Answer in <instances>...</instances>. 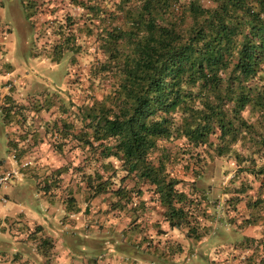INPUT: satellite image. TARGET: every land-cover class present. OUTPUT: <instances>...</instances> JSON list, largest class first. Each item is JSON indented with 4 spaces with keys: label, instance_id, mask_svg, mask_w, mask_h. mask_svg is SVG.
I'll return each instance as SVG.
<instances>
[{
    "label": "trees",
    "instance_id": "obj_1",
    "mask_svg": "<svg viewBox=\"0 0 264 264\" xmlns=\"http://www.w3.org/2000/svg\"><path fill=\"white\" fill-rule=\"evenodd\" d=\"M26 1L34 26L33 17L46 13L35 2L52 0ZM70 4L80 13L66 21L81 34L85 28L95 54L88 74L95 82H88L86 96L59 98L48 121L44 113L53 105L47 98L18 104L7 96L2 106L3 121L15 118L21 142L32 140L24 128L32 113L36 121L45 118L50 139L44 141L63 158L76 159L52 171L43 189L63 195L67 213L77 212L79 193L87 200L108 196L113 211L137 208L141 216L155 202L170 228H185L200 240L203 222H212L206 181L223 164L220 180L231 175L223 191L227 213L242 208L245 214L240 224L235 216L231 223L241 228L264 221V0ZM45 23L36 32L37 55L45 34L51 61L82 51L78 36L56 15ZM39 241L46 255L50 243ZM241 244L263 251L264 236Z\"/></svg>",
    "mask_w": 264,
    "mask_h": 264
},
{
    "label": "crops",
    "instance_id": "obj_2",
    "mask_svg": "<svg viewBox=\"0 0 264 264\" xmlns=\"http://www.w3.org/2000/svg\"><path fill=\"white\" fill-rule=\"evenodd\" d=\"M35 3L38 10L46 13H41L39 18H37L38 14L33 17V26L27 18L32 9L30 5H27L26 0H21L25 21L33 29L34 34L45 29L48 26L45 23L47 19H50L53 14L58 16L60 12L54 1L48 4ZM0 22V50L2 51L0 54L7 56L2 63L5 70L0 71V172L12 171L14 181L12 182L19 183L18 185L23 187L25 193L26 181L33 182L36 188V194H20L21 197L29 196L30 207L24 200L22 205L27 206L14 210L13 214L9 208L4 211V217L0 220V232L3 236L8 233L11 241L19 248L11 254L0 252V264H203L195 260L191 248L195 246L201 249V246L210 239H217L219 242L213 253L214 256L206 259L201 257V260H205L207 264H230V253L233 250L238 251L241 258H245L243 262L240 261V264H264V249L262 251L250 245L248 248L240 245L244 238L261 239L264 236V230L262 237L258 239L241 233L239 239L233 243L229 240L221 241V236L226 237L228 235L226 233L233 229L234 225L230 221L231 217L224 203L223 191L227 184L222 187L220 183L218 185L211 183L210 181L215 178L206 181L207 186L210 187L208 196L212 207L206 208L205 211L212 214V222H203L207 228L206 234H202L200 240L186 235L185 228H170L164 218V209L155 202L147 203V211L141 216L136 211L137 208H127L122 212L113 211L110 206L112 199L108 196L87 200L85 193H79L74 194L77 212L68 211L67 213L65 197L53 189L49 191L43 188L46 183L49 185L52 182L49 178L52 171L68 166L72 161L76 163V159L63 158L54 150L52 143L44 141L45 136L49 137L47 140L50 139V134L45 131L43 119L46 118L48 121V114L58 106L59 98L63 99L66 96H62L60 91L69 84L64 82L63 89H57L59 93L56 95L55 91H40L37 82H26L27 77L16 73L19 71L18 67H14L8 60L9 51L3 44L10 31L2 24L4 16L1 12ZM42 56L37 53L32 54L35 60L38 58L39 62L49 64L47 59L50 58ZM60 61L52 59L54 63H60ZM13 78H16V81L12 80ZM48 83L52 86L58 84L51 79ZM22 92L28 93V97H22ZM7 96L18 104H27L34 99L42 100L43 98L52 102L53 107L44 113L45 118L36 121L32 113L26 114L27 122L24 128L33 135L30 143L21 142L18 139L20 128L15 125V118L9 125L2 119V106ZM36 137L39 139L36 140ZM24 164V167L21 166ZM69 178L65 175L66 182ZM48 185L47 187H50ZM2 194L7 202L12 198L10 194ZM30 196L33 198L31 199ZM147 198L146 194L142 199ZM203 206L201 205L200 209ZM241 220L242 217L238 218L239 224ZM258 223H264L263 219ZM244 228L235 227V230L241 232ZM40 238L50 243L51 247L46 255L41 252ZM2 244L4 248L9 245ZM225 247L228 250L223 249ZM230 247L232 249L229 250Z\"/></svg>",
    "mask_w": 264,
    "mask_h": 264
},
{
    "label": "rangeland",
    "instance_id": "obj_3",
    "mask_svg": "<svg viewBox=\"0 0 264 264\" xmlns=\"http://www.w3.org/2000/svg\"><path fill=\"white\" fill-rule=\"evenodd\" d=\"M54 1V4L56 3V6L59 7L60 12L57 17V21L61 24H63L68 30H72L74 34L78 36L79 41L82 43V51L78 53L75 56H72L68 53H65L62 55L60 63H54L51 61V59H47V63H43L42 61L39 62V59L37 58L35 60L34 57H32L33 53H37L38 47L37 42L35 39L34 31L31 27H29L25 21L24 17V10L23 6L21 5V0H0V12L1 15L4 16V22H2L4 27H7L10 31V33L7 36V39L5 43L3 44L5 47L8 48V60L11 62V64L14 65V67H18V73L22 77L26 76L27 80L26 82H37L38 87L40 91L43 92H51L55 91L56 95L59 93L57 89H63L64 82H68L69 86H65L63 90H61V95H68L70 97L71 102H79L82 98H84L86 95L87 85L88 82H95L94 79H91L88 77L89 74V68L90 65L94 62L95 54L89 52V50L92 48V41L86 40L85 36V28H82V34L78 31V25H73L72 28H70V23L66 21V17L71 18L80 13V10L77 8H72L70 4V0H52ZM51 1V2H52ZM4 31V30H3ZM41 35H44L42 33ZM46 37V34L44 35ZM41 38L40 42V54L43 55L42 57L48 56L49 54L46 52L45 42L47 38ZM37 38V37H36ZM56 41V39H55ZM57 42V41H56ZM3 46V47H4ZM0 52H2L0 50ZM49 52V50H48ZM2 59L0 60V71L5 70L3 67L4 59L7 58V56L1 55ZM73 58V59H72ZM46 60V59H44ZM16 74L14 75V77ZM50 79L52 82L58 83L52 86L50 82ZM12 80L16 81V78H13ZM11 80V82H12ZM81 86V87H80ZM28 93H21V96L26 98L28 97ZM91 94V93H90ZM97 96V93H96ZM44 117V116H43ZM3 140V137L1 138ZM3 156V155H2ZM218 166V164H217ZM224 165L222 164L219 168L216 167V170L213 173L214 180L210 181L211 183H214L224 187L227 184V181L230 178V174L225 177L224 179L220 180L219 176V169L222 170ZM219 179V180H218ZM13 179L10 181L8 187L2 191V193L10 194L12 195V198L10 201L6 202L5 204H2L0 202V220L4 217V211L9 208L12 210V213L14 210L17 211L22 206V202L25 200L26 203L29 206V196L21 197L20 194H27V195H33L36 194V188L33 185V182L26 181L25 183V189L26 193L23 192V187H21L18 184H14ZM34 181V180H33ZM13 183V184H11ZM14 194V196H13ZM16 196H20L19 198H16ZM32 199L33 196H30ZM27 208V207H26ZM242 211V212H241ZM244 214V211L240 210V212L236 214H230V217L233 218L234 216L236 218H241ZM264 230V223H258L255 226H248L242 229L241 232H237L235 230V227L233 226V229H230L228 231V234L226 237H222L221 241H231L232 243L235 242L237 239H239V236L241 233H244L247 236H251L253 238H261L263 235ZM3 233L0 232V252L4 251L5 253L11 254L16 249H18V245L13 243L11 241L10 235L7 233L4 236ZM222 234V233H221ZM9 238V239H7ZM217 239H210L205 244L201 246V249L197 247L191 248V252L194 253V258L196 261H201L203 264H207L205 260H201V257H204L205 259L207 257L214 256L213 253L216 249V246L218 244ZM5 244H9L4 248ZM225 250H228V248H223ZM232 249V247L229 248V250ZM246 257V256H245ZM244 258H241L238 251H232L230 253V264H240L243 262ZM190 264V263H189Z\"/></svg>",
    "mask_w": 264,
    "mask_h": 264
},
{
    "label": "built area",
    "instance_id": "obj_4",
    "mask_svg": "<svg viewBox=\"0 0 264 264\" xmlns=\"http://www.w3.org/2000/svg\"><path fill=\"white\" fill-rule=\"evenodd\" d=\"M21 166H25L21 165ZM13 179V172L10 170L0 172V202L2 204H5L7 201L4 198V195L2 194V191L6 189L10 183V181Z\"/></svg>",
    "mask_w": 264,
    "mask_h": 264
}]
</instances>
